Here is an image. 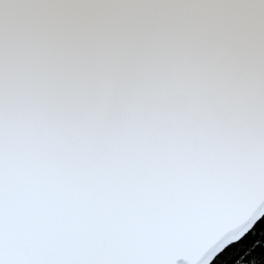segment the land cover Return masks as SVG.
I'll return each mask as SVG.
<instances>
[{
	"label": "snow or ice",
	"instance_id": "1",
	"mask_svg": "<svg viewBox=\"0 0 264 264\" xmlns=\"http://www.w3.org/2000/svg\"><path fill=\"white\" fill-rule=\"evenodd\" d=\"M262 218L264 0H0V264H221Z\"/></svg>",
	"mask_w": 264,
	"mask_h": 264
},
{
	"label": "trees",
	"instance_id": "2",
	"mask_svg": "<svg viewBox=\"0 0 264 264\" xmlns=\"http://www.w3.org/2000/svg\"><path fill=\"white\" fill-rule=\"evenodd\" d=\"M253 231L256 232V235L253 236L250 232L239 242L242 246L239 250H237V245L230 246L225 249V253H221L220 257H217V260H221V257H223L221 264H236L238 260H241V264H264V239L261 237V233H264V218ZM256 241H259V243L253 247ZM245 253L248 254L245 255ZM213 264H217V261H213Z\"/></svg>",
	"mask_w": 264,
	"mask_h": 264
}]
</instances>
